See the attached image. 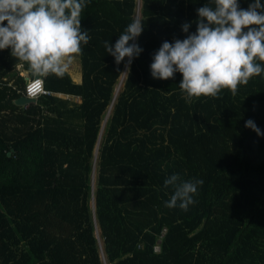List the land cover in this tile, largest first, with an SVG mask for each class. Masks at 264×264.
Here are the masks:
<instances>
[{
  "label": "trees",
  "instance_id": "obj_1",
  "mask_svg": "<svg viewBox=\"0 0 264 264\" xmlns=\"http://www.w3.org/2000/svg\"><path fill=\"white\" fill-rule=\"evenodd\" d=\"M85 4L79 84L48 75L50 95L21 106L30 68L0 50V264H264V72L189 102L179 72L153 79L150 65L212 0ZM134 20L142 52L118 92L127 58L104 42ZM173 174L204 181L187 211L164 206Z\"/></svg>",
  "mask_w": 264,
  "mask_h": 264
},
{
  "label": "clouds",
  "instance_id": "obj_2",
  "mask_svg": "<svg viewBox=\"0 0 264 264\" xmlns=\"http://www.w3.org/2000/svg\"><path fill=\"white\" fill-rule=\"evenodd\" d=\"M212 3L214 7L208 4L197 10L196 32L174 43L165 41L150 65L153 79L168 80L179 72V88L189 102L201 96L217 98L224 89L234 96L238 86L264 72V5L254 0L241 9L237 0ZM85 6V0H0V50L11 49L13 57L29 66L35 77L32 92L42 90L44 77H62L81 55L82 45L89 43L88 32L82 33L80 27ZM189 27L184 24L182 31L187 33ZM142 31V23L134 20L114 47L104 42L116 65L127 58L122 74L129 73L132 60L142 52L135 43ZM245 127L261 135L253 121H247ZM203 183L171 175L164 188L171 186L173 194L164 206L187 211Z\"/></svg>",
  "mask_w": 264,
  "mask_h": 264
},
{
  "label": "crops",
  "instance_id": "obj_3",
  "mask_svg": "<svg viewBox=\"0 0 264 264\" xmlns=\"http://www.w3.org/2000/svg\"><path fill=\"white\" fill-rule=\"evenodd\" d=\"M77 57L76 61L70 65L68 70L66 71L71 79V81L75 84H79L81 82V72H80V66L79 69L75 67L77 65ZM18 69L21 72V75L26 79V84L28 81H30L34 76L32 75L31 70H27L24 65L20 64L18 66ZM65 72V73H66Z\"/></svg>",
  "mask_w": 264,
  "mask_h": 264
},
{
  "label": "built area",
  "instance_id": "obj_4",
  "mask_svg": "<svg viewBox=\"0 0 264 264\" xmlns=\"http://www.w3.org/2000/svg\"><path fill=\"white\" fill-rule=\"evenodd\" d=\"M35 79V77H33L30 81L27 82L26 84V96L25 98L29 99V100H37L40 96H48L50 95L46 90H45V85L43 83L42 85V90L39 92H32L31 91V84L32 81ZM155 251L156 252H160V243L158 244V246L155 247Z\"/></svg>",
  "mask_w": 264,
  "mask_h": 264
},
{
  "label": "water",
  "instance_id": "obj_5",
  "mask_svg": "<svg viewBox=\"0 0 264 264\" xmlns=\"http://www.w3.org/2000/svg\"><path fill=\"white\" fill-rule=\"evenodd\" d=\"M32 101H34V100H29V99H27V98H23V99L19 102V105H21V106H25V105L29 104V103L32 102Z\"/></svg>",
  "mask_w": 264,
  "mask_h": 264
},
{
  "label": "rangeland",
  "instance_id": "obj_6",
  "mask_svg": "<svg viewBox=\"0 0 264 264\" xmlns=\"http://www.w3.org/2000/svg\"><path fill=\"white\" fill-rule=\"evenodd\" d=\"M76 61V58L74 59V61H73V63ZM77 65L75 66V67H77L78 69H79V57L77 56ZM67 73V72H66ZM68 74V73H67ZM118 90H119V88H118ZM99 234H100V232H99Z\"/></svg>",
  "mask_w": 264,
  "mask_h": 264
},
{
  "label": "bare ground",
  "instance_id": "obj_7",
  "mask_svg": "<svg viewBox=\"0 0 264 264\" xmlns=\"http://www.w3.org/2000/svg\"><path fill=\"white\" fill-rule=\"evenodd\" d=\"M124 78H125V74H124V76H123V78H122V84L120 85L118 92H119V91H120V89L122 88V85H123Z\"/></svg>",
  "mask_w": 264,
  "mask_h": 264
}]
</instances>
